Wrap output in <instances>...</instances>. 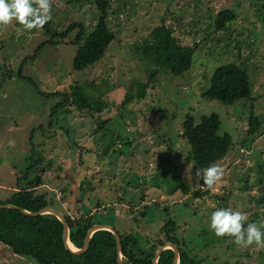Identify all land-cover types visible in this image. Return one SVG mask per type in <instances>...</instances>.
<instances>
[{
  "label": "rangeland",
  "instance_id": "rangeland-1",
  "mask_svg": "<svg viewBox=\"0 0 264 264\" xmlns=\"http://www.w3.org/2000/svg\"><path fill=\"white\" fill-rule=\"evenodd\" d=\"M107 1L108 27L116 37L102 59L83 70L72 69L75 47L68 42L78 27L53 44L44 43L43 29L23 30L15 21L0 26V201L26 187L29 181L19 177L32 165V179L43 182L37 193L47 192L73 217L82 213L80 197L101 224L139 234L141 247L147 246L144 236L170 217L184 248L205 264H264V249L236 246L209 227L216 208L246 213V224L264 222V0ZM225 8L236 14L228 29L207 28L210 15ZM98 14L95 0H52L49 22L58 31L77 22L89 32ZM162 22L182 43L201 42L192 67L181 75L159 69L146 96L123 105L125 94L135 96L137 83L148 81L153 63L141 45ZM226 62L246 69L251 98L226 105L201 96L214 68ZM75 84L101 97L106 108L78 111L37 91H67ZM187 112L196 121L216 112L220 133L228 131L235 141V150L218 161L225 175L212 190L193 178L199 168L180 135ZM251 113L261 122L252 137ZM106 120L110 125L100 131ZM0 264L38 263L0 245Z\"/></svg>",
  "mask_w": 264,
  "mask_h": 264
},
{
  "label": "trees",
  "instance_id": "trees-1",
  "mask_svg": "<svg viewBox=\"0 0 264 264\" xmlns=\"http://www.w3.org/2000/svg\"><path fill=\"white\" fill-rule=\"evenodd\" d=\"M98 9V17L93 28L86 32L80 23H71L65 30L53 29L48 22L42 29L47 35L44 43H58L69 37L71 31L76 27L78 30L69 44L75 47L72 59L73 70H83L93 66L105 55L110 43L116 34L108 27V1L95 0ZM235 12L225 8L214 15H210L207 28L214 31L227 30L229 23L235 19ZM195 22V21H194ZM199 24H203L199 22ZM191 31V26L186 25ZM206 33V31H204ZM201 42L194 41L192 44H184L174 34V30L168 23L162 22L151 30L141 45L144 57L152 61L153 65L148 69V81L137 83L135 96L125 94L123 105L146 96V88L156 81L159 69H165L173 75H181L192 67L196 51L201 47ZM39 49V48H37ZM35 56V55H34ZM8 77L14 74L5 66ZM19 78L26 79L20 72L16 73ZM29 80V78H28ZM61 97L62 106L73 105L78 111L100 112L106 108V102L101 97H91L80 85H72L67 91H56L44 94ZM252 95V83L245 68L235 62H226L214 68L210 75L208 87L201 92L203 98L216 99L226 105H231L239 99H249ZM110 125V120L102 122L100 131H104ZM261 126L258 115L250 114L248 134L254 136ZM221 120L216 112L202 115L199 121L187 112L181 123L180 135L189 144V155L193 164L198 168H205L214 162H218L235 150L233 135L228 131L220 133ZM253 139V138H252ZM242 145H246L245 140ZM234 149V150H233ZM90 151V150H89ZM32 165L26 168L19 179L29 181L26 187L17 190L0 204H14L21 209L31 212L39 211L44 207H51L61 211L55 205L53 197L47 192L37 193V188L43 184L39 176L31 177ZM201 183L202 180H201ZM182 189L185 191V187ZM82 191V190H81ZM83 192V191H82ZM65 197V196H63ZM223 200H225L223 198ZM81 214L73 215L63 212L69 225V240L76 247L81 248L88 229L93 224H101L94 218L89 208L81 203L77 197ZM120 236L121 257L125 264H151L158 246L173 243L180 252L178 264H205L203 260L191 255L184 248L183 238L177 235L178 225L176 221L168 217L165 223L152 236H144L146 247L140 246L139 234L133 231L121 230L112 225ZM140 237V238H139ZM142 239V238H141ZM0 243L7 246L14 254L30 257L38 264H119L114 234L106 229L95 231L90 238L88 248L85 252L75 254L65 247L63 240V224L53 214L43 213L28 215L20 209L0 208ZM173 250L166 248L162 250L157 264H172ZM251 264V263H246Z\"/></svg>",
  "mask_w": 264,
  "mask_h": 264
},
{
  "label": "clouds",
  "instance_id": "clouds-1",
  "mask_svg": "<svg viewBox=\"0 0 264 264\" xmlns=\"http://www.w3.org/2000/svg\"><path fill=\"white\" fill-rule=\"evenodd\" d=\"M52 20V0H0V26L14 21L23 30L42 29ZM225 169L214 162L196 169L194 179L201 181L204 190H212L222 182ZM247 214L232 208H216L209 217V227L217 237H231L240 247L255 245L264 249V222L246 224Z\"/></svg>",
  "mask_w": 264,
  "mask_h": 264
},
{
  "label": "water",
  "instance_id": "water-1",
  "mask_svg": "<svg viewBox=\"0 0 264 264\" xmlns=\"http://www.w3.org/2000/svg\"><path fill=\"white\" fill-rule=\"evenodd\" d=\"M0 208L20 209L21 212L28 214V215H38V214H43V213H49V214L55 215L63 224V240H64L65 247L75 254H80V253H83L86 251V249L88 248V245H89L91 235L95 231H97L99 229L109 230L114 234V237H115L116 250H117V254H118L117 262L119 264H125L122 261V257H121L120 236L117 233V231L113 228V226L110 224H98V223L93 224L87 231V234H86V237L84 239L82 247L72 249L68 244V242H70V240H69V225H68V222L66 221L65 216L62 212H60L54 208H51V207H44L39 211L31 212V211H28L26 209H21L19 206L14 205V204H0ZM166 248H170L173 250L172 264H178L180 252H179V249L177 248V246L173 243H167L165 245L158 246L155 250V256L153 257L151 264H157L160 253L162 252V250H164Z\"/></svg>",
  "mask_w": 264,
  "mask_h": 264
},
{
  "label": "bare ground",
  "instance_id": "bare-ground-1",
  "mask_svg": "<svg viewBox=\"0 0 264 264\" xmlns=\"http://www.w3.org/2000/svg\"><path fill=\"white\" fill-rule=\"evenodd\" d=\"M68 244L72 249H75V246L71 242H68Z\"/></svg>",
  "mask_w": 264,
  "mask_h": 264
},
{
  "label": "crops",
  "instance_id": "crops-1",
  "mask_svg": "<svg viewBox=\"0 0 264 264\" xmlns=\"http://www.w3.org/2000/svg\"><path fill=\"white\" fill-rule=\"evenodd\" d=\"M1 246H4V244L0 243Z\"/></svg>",
  "mask_w": 264,
  "mask_h": 264
}]
</instances>
